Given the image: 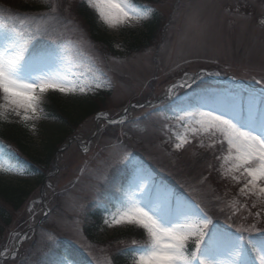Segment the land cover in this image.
<instances>
[{"label": "rangeland", "instance_id": "obj_1", "mask_svg": "<svg viewBox=\"0 0 264 264\" xmlns=\"http://www.w3.org/2000/svg\"><path fill=\"white\" fill-rule=\"evenodd\" d=\"M7 1L17 5L31 3L35 5L34 7L41 8L33 11L32 14L35 15L48 11L42 0ZM175 2L176 0H156L145 4L133 0L135 4L150 5L155 9L151 18L155 17L154 23L150 28L147 23L149 24L151 19L138 26L118 30L110 29L100 21L101 26L103 25L106 33L110 35L115 49L112 53L108 51L113 59L107 66L102 52L90 41L86 30L77 21L79 17L76 12L68 11L66 4L58 9L59 15L65 18V23L72 21L65 35L81 41L83 51L94 58L95 67L105 76L99 82L105 84L104 89L109 90V95L106 93L98 95L100 92L97 93V90L75 95L49 92L43 105L47 118L37 122L35 132L25 126L19 117L12 116L19 119L21 126L27 128L28 139L34 152L41 153L43 157L45 136L48 130L60 123V119L53 116L48 108L52 99L55 97L62 99L61 103L65 108L69 106L77 111L82 108L83 114L86 108L83 105L93 104L92 110L90 105L87 110L95 112L86 119L80 120L76 116L78 114L76 111L74 112L76 123L65 122L70 137L73 138L72 142L67 143V146L58 152L60 168L53 177H50L52 180L42 186L38 185L40 178L35 174L24 172V169L19 168L11 157L6 154L0 157V163L5 168L13 169L7 173L0 172V177L4 180L12 183H23L21 180H24L28 188L37 184V187L28 194L20 211L12 217V224L2 231L0 245L7 246L11 243V246L13 244V247H16L18 238L22 236L18 232L25 224L45 220L39 233L35 235L34 231V233L30 232L26 241L22 240L25 242L20 243L19 255H15L19 257L13 262L10 261L11 263L4 264H32V261L37 259L50 261L51 251L46 256L43 255V252L48 250L45 247L46 243H51L44 235L45 232H52L56 239L62 238L87 254L91 252L92 255L89 257L92 262V257H95L99 264H107L109 261L113 264L107 252L133 245V240L138 241L135 232L139 228L129 225L109 227L105 224V220L110 219L108 215L94 224L96 232L92 240L86 232L85 216L88 210L92 209V202L96 194L100 193V187L106 185L108 177L117 167L126 164L130 166L145 164L141 157L142 162L134 155L131 148L141 151L159 166L172 167L178 174L180 185L195 200H199L208 212L225 217L227 224L255 223L257 219L255 213L258 211L261 213L260 219L264 220V207L261 206L259 198L246 197L240 192L244 183L243 177L238 183L230 175H226L230 162L225 160L228 146L226 142L220 143L222 137L202 132L193 133L189 128L199 127L198 125L189 126L186 121L180 122L176 118L166 121L164 116L158 113L160 111L156 110L155 101L151 102L148 99L149 103L138 104L139 98L145 95H149L151 99L172 93L176 89L172 87L173 82L185 73L191 77L196 72L195 68L199 66L221 67L219 70L223 73L228 72L227 68L232 67L239 71L240 76L254 78L257 83L264 82V24L261 23L264 20V0H180L177 7ZM158 15L159 18L156 17ZM147 29L149 33L146 34ZM136 39L145 40V43L140 47H131L128 42ZM223 80L211 83L210 86L221 94L245 86ZM245 80L249 84H255L247 78ZM102 98L105 99L101 101ZM3 102L0 95V104ZM94 104L98 106L96 108L100 112H96ZM152 109L155 110L152 112L153 115L147 117L143 115ZM123 117L126 119H122ZM109 120L118 123H109ZM98 125L101 128L95 132ZM89 137H92L90 143L87 140ZM178 137L187 138L189 143L176 149ZM120 142L123 149L132 153V163L120 162V149L111 147ZM65 143L66 141L63 145ZM173 150L178 151L175 153ZM43 158H45L44 163L40 169L45 172L50 169L51 163L47 161V157ZM210 166L215 176H220L221 180H224L225 183L221 186H218L214 178L208 177ZM143 167L150 173L155 189L161 192L167 191L175 197L184 196L179 192L178 194L173 192L167 184L159 182L156 184L154 175L144 165ZM100 174H106V179H99ZM40 187L44 189L42 196L38 193ZM219 194L226 195L228 201L224 202ZM260 226L257 224V227ZM131 228L130 232L124 234ZM122 234L124 238L118 237ZM138 235L141 237V234ZM143 239L142 237L141 240ZM58 244L59 241L55 240L56 246L53 249H57ZM39 255L43 256L39 258Z\"/></svg>", "mask_w": 264, "mask_h": 264}, {"label": "snow or ice", "instance_id": "obj_2", "mask_svg": "<svg viewBox=\"0 0 264 264\" xmlns=\"http://www.w3.org/2000/svg\"><path fill=\"white\" fill-rule=\"evenodd\" d=\"M42 2L48 11L35 16H7L0 10V95L4 101L0 104V120H7L10 115L19 117L34 132L37 122L47 118L43 105L49 92L87 94L104 87L99 82V76L104 74L97 75L99 70L94 58L83 51L81 41L65 35L72 21L65 23L53 0ZM84 2L110 29L138 26L155 13L150 5L135 4L133 0ZM261 23L264 24V20ZM42 38L50 41V45L37 47L36 41ZM81 68L84 71L74 70ZM172 87H191V84L185 80ZM177 118L189 126L198 125L189 128L193 133L222 137L220 143L226 142L228 146L225 160L230 162L226 175L238 183L243 177L240 192L246 197L257 196L264 207V93L257 96L253 91L245 94L233 90L226 94L199 95ZM108 122L118 123L115 120ZM178 140L176 149L189 143L185 137H178ZM111 147L120 149V162L132 163V153L123 149L122 142ZM4 155L0 148V157ZM12 170L0 163V172ZM98 178L106 179V174H100ZM121 191L122 198L105 224L109 227L129 225L143 230L145 239L133 240L135 248L126 250L132 252V264H264V220L260 219L259 211L255 213V223L229 225V228L235 227V233L218 228L208 211L190 196L175 197L155 189L151 175L143 165L134 168L127 188ZM257 224L261 226L257 227ZM253 232L261 233V238L254 239ZM44 235L53 241L43 252L46 256L55 248L56 237L52 232ZM27 238L24 234L21 240ZM16 254L18 249L3 258L14 259ZM88 255L91 256V252ZM92 259L94 264H99L95 257ZM32 264L83 262L71 254H60L57 259H37Z\"/></svg>", "mask_w": 264, "mask_h": 264}, {"label": "trees", "instance_id": "obj_3", "mask_svg": "<svg viewBox=\"0 0 264 264\" xmlns=\"http://www.w3.org/2000/svg\"><path fill=\"white\" fill-rule=\"evenodd\" d=\"M29 7V6H27ZM31 8V7H29ZM26 9V8H25ZM78 15L83 20L84 24L88 28L89 34L93 38V40L102 43L103 45L110 46V36L101 29L96 21L95 15L92 10L86 6V4L79 5ZM153 22H151L152 24ZM151 24H149L148 28H150ZM147 29L146 34L149 33ZM131 44V47H140L143 44V40L136 39L134 41L128 42ZM83 104V103H82ZM79 105V107L82 106ZM89 105L92 110L93 104H85L83 105L85 108V114L88 113ZM67 106V105H66ZM65 108L60 102L53 101L50 105L49 110L50 113L55 116L58 120L60 119V123L57 124L52 129L48 130L47 135L44 140V154L43 157H47L49 159L57 146L61 144L68 133H70L65 122L76 123L77 120L74 119V115L76 113V109L67 106ZM95 107V106H94ZM90 110V111H91ZM89 111V112H90ZM75 112V113H74ZM78 114L76 116L78 119L83 118L82 108L81 111H77ZM75 117V118H77ZM27 131L17 123H6L0 121V137L4 138L6 141L12 143L20 152L24 155L28 156L31 160V167L33 170H36L38 163L42 162V156L35 155L32 156V151H30V147L33 150V147L30 144V141L27 137ZM67 138V137H66ZM33 165V166H32ZM36 166V168L34 167ZM27 195V186L23 184H11L2 179H0V236L3 230L6 229V226L12 224V217L16 215V212L19 210L20 204L26 198ZM127 234V233H126ZM120 238H124L123 235L119 236ZM135 237V236H134ZM115 249H111L112 260L114 264H128L129 263V253L128 252H114Z\"/></svg>", "mask_w": 264, "mask_h": 264}]
</instances>
